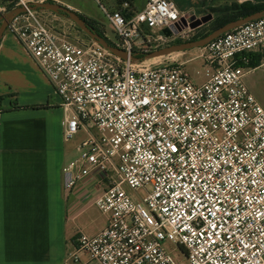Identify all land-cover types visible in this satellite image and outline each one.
Returning a JSON list of instances; mask_svg holds the SVG:
<instances>
[{
  "label": "built area",
  "instance_id": "1",
  "mask_svg": "<svg viewBox=\"0 0 264 264\" xmlns=\"http://www.w3.org/2000/svg\"><path fill=\"white\" fill-rule=\"evenodd\" d=\"M29 5L0 0V18L22 9L5 32L52 86L64 139L85 133L61 169L64 198L89 178L105 216L96 234L76 233L63 264H264V109L242 80L251 54L264 59V18L202 47L205 79L194 84L182 62L134 58L182 31L173 0L99 4L125 58L55 32Z\"/></svg>",
  "mask_w": 264,
  "mask_h": 264
},
{
  "label": "crops",
  "instance_id": "2",
  "mask_svg": "<svg viewBox=\"0 0 264 264\" xmlns=\"http://www.w3.org/2000/svg\"><path fill=\"white\" fill-rule=\"evenodd\" d=\"M242 80L264 109V59L246 70ZM13 103L47 107L11 110ZM63 121L52 86L18 41L4 32L0 38V264H63L74 250L76 233L92 236L105 227V221L95 229L80 221L101 192L93 180L86 179L83 187L77 185L64 198L61 169L77 157L78 144L67 146Z\"/></svg>",
  "mask_w": 264,
  "mask_h": 264
},
{
  "label": "rangeland",
  "instance_id": "3",
  "mask_svg": "<svg viewBox=\"0 0 264 264\" xmlns=\"http://www.w3.org/2000/svg\"><path fill=\"white\" fill-rule=\"evenodd\" d=\"M55 2L62 6L68 7L75 11L79 16L88 19L99 21L102 25L103 32L108 38H113L112 28L104 17L101 6L108 9H116L117 4L115 0H30V2ZM180 14L182 15V31L159 44V48L165 46L180 44L187 41L198 40L221 24L225 23L232 17V13L227 9L232 1L231 0H173ZM100 4V5H99ZM134 4L136 9H139L144 4V0H135ZM44 22L48 27L52 28L55 32L61 33L66 37L74 40L89 41L90 39L77 27V25L68 18L67 15L55 13L51 11H40ZM204 18H210L204 21ZM195 26V24H197ZM1 24V19H0ZM203 52L202 47L192 48L184 51H176L169 55L160 56L156 58H147L145 54H136L134 58L139 59V65L150 66L153 64L182 62L184 63L183 69L189 75L194 84H200L204 81L203 61L200 57ZM85 138V133L79 131L71 140L67 142L69 148H73ZM125 191L129 194L139 196V192H133L125 185ZM140 201V200H136ZM81 223L85 226H90V229H95L98 226L104 225L105 216L97 209L96 206H91L86 210L84 216L81 218ZM169 253L177 256L179 261L185 262L183 250L170 242L165 243Z\"/></svg>",
  "mask_w": 264,
  "mask_h": 264
},
{
  "label": "water",
  "instance_id": "4",
  "mask_svg": "<svg viewBox=\"0 0 264 264\" xmlns=\"http://www.w3.org/2000/svg\"><path fill=\"white\" fill-rule=\"evenodd\" d=\"M29 6L31 9L37 10V11H51V12L61 13V14L67 15L68 18L70 20H72L77 25V27L90 40L96 42L97 44L101 45L102 47H104L105 49L109 50L111 53H113L119 57H122V58L126 57L125 52H123L122 50L115 48V47L111 46L110 44H108V42L106 41V39L104 37L95 33L93 31V29H91L90 27L87 26V24L79 16V14H77L75 11L71 10L70 8L62 6V5L55 3V2H46V1H44V2H30ZM20 12H22V9L17 8L15 10L7 12L5 15H3L0 18L1 19L0 38L2 37L3 33L5 32V28L8 24V22L13 18L14 15H16ZM259 18H264V10L256 11L252 14L247 15V16H244V17H241V18H238L235 20H231V21L223 24L222 26L216 28L211 33H209L208 35H206V36H204L198 40H192V41H187V42H183L180 44L165 46L163 48H159V49H156V50H153V51L147 53L145 55V57L155 58V57L169 55V54L176 52V51H184V50H188V49H192V48L204 47L210 41L217 38L221 34L227 32L229 30H232V29H234V28H236V27H238L244 23H247L249 21L259 19ZM208 19H210V18H204V21H206ZM198 23L199 22H197V24H195V26L198 25ZM163 32L166 35H169L166 30H163Z\"/></svg>",
  "mask_w": 264,
  "mask_h": 264
},
{
  "label": "trees",
  "instance_id": "5",
  "mask_svg": "<svg viewBox=\"0 0 264 264\" xmlns=\"http://www.w3.org/2000/svg\"><path fill=\"white\" fill-rule=\"evenodd\" d=\"M134 1L135 0H115V3L117 4V8H121V6L123 4H126L127 10H131V9L133 10V9H136ZM225 10H228V11H230L229 13L233 14L232 17L225 22V23H227L231 20H235V19L247 16L249 14L256 12V11L264 10V2L254 4V3H251L248 1L242 2V3H237L235 1H232L231 5ZM80 17L85 21V23L87 24L88 27L93 29V31L95 33H97L98 35L104 37L106 39V41L108 42V44L111 45L109 40L105 37L102 28L99 27V24L95 20L88 19V18H85L83 16H80ZM225 23H223V24H225ZM223 24H221L220 26H222ZM249 59H250L249 60L250 67H254L260 61L261 56L258 55L256 58V56L251 54L249 56ZM46 107H47L46 104H37V105H33V106H21V105H17L15 103H13L12 106L10 107V109L11 110L26 109V108H37L38 109V108H46Z\"/></svg>",
  "mask_w": 264,
  "mask_h": 264
},
{
  "label": "bare ground",
  "instance_id": "6",
  "mask_svg": "<svg viewBox=\"0 0 264 264\" xmlns=\"http://www.w3.org/2000/svg\"><path fill=\"white\" fill-rule=\"evenodd\" d=\"M156 58V57H155ZM153 59V58H152ZM185 63V62H184Z\"/></svg>",
  "mask_w": 264,
  "mask_h": 264
}]
</instances>
